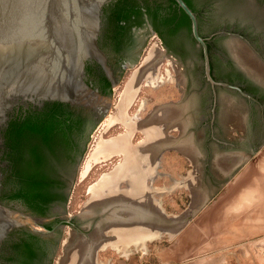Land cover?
<instances>
[{
    "label": "flooded vegetation",
    "instance_id": "af4514ba",
    "mask_svg": "<svg viewBox=\"0 0 264 264\" xmlns=\"http://www.w3.org/2000/svg\"><path fill=\"white\" fill-rule=\"evenodd\" d=\"M188 2L193 8L187 6L197 19L198 33L207 34L205 43L210 50L212 78L238 87L243 94L224 86L212 87L205 79L201 46L194 40L191 28L188 33L186 27L179 25L181 19L188 16L170 0H106L100 8L94 42L84 43L79 60L64 59L61 64L62 82L60 89L55 91L59 98L27 102L13 111L11 117L19 122L30 117L37 132L21 136L11 155L10 142L4 134L8 125L3 128L0 203L15 211L18 219L0 236V264H51L52 254L66 228L70 239H74L79 234L86 235L96 221V226L99 224L101 218L98 221L97 216L89 217L99 214L87 215L86 209V212L68 211L77 165L96 128L107 117L119 116L118 99L113 100L115 91L150 40L158 42L149 51L160 49L162 60L168 59L167 65L174 67L175 74L178 73L175 75L179 78L177 82L181 83L178 99L168 102L182 108L181 123L164 127L165 131L171 128L169 132L175 133L171 136L166 132V135L173 140L188 139L192 156L176 145L168 146L192 159L191 163L198 162L202 178H210L211 184L218 187L238 169L225 174L228 168L225 159L233 155L236 158L251 156L264 144V29L247 25L246 31L224 26L204 32L216 13L203 5L202 0ZM227 38L245 46L244 57L231 53L222 42ZM159 41L164 48L159 47ZM167 41L184 48L190 43L197 48L203 87L195 86L191 67L168 49ZM159 62L156 67L153 64L157 73ZM105 99H109L106 109L103 108ZM132 104L129 102L124 110L126 118L142 120L145 115L128 114ZM162 106L167 104L159 107ZM118 124L122 122L114 120L105 129H115ZM136 133L143 137L138 128L132 131L131 137ZM116 135L119 134L109 137ZM158 162L159 151L155 168ZM193 164L190 166L194 168ZM21 185L28 191L29 202L14 197Z\"/></svg>",
    "mask_w": 264,
    "mask_h": 264
},
{
    "label": "rangeland",
    "instance_id": "374dc122",
    "mask_svg": "<svg viewBox=\"0 0 264 264\" xmlns=\"http://www.w3.org/2000/svg\"><path fill=\"white\" fill-rule=\"evenodd\" d=\"M156 42L158 40L154 39L146 43L136 64L125 72L113 96L114 101L118 99L120 102L131 73L143 65L149 49ZM159 47H163L160 41ZM160 62L158 76L162 81L155 86L141 82L139 90L130 101L133 102L128 113L130 116L135 113L146 115L157 104L160 106L178 99V87L181 83L173 79L177 75L173 70L174 67L172 69L167 65L168 59H161ZM169 76L173 80L168 78ZM139 108L142 109L138 110ZM111 118L107 117L96 128L85 145L70 191L68 211L71 213L85 211L86 203L91 200L89 190L91 185L122 162L121 154L109 156L107 159L91 163L90 170L85 176H81L90 152L100 138L106 139L114 133L123 134L127 131L123 123L118 124L115 129L105 131ZM167 134L175 135L174 131H168ZM142 139V135L136 133L131 137V142L136 144ZM235 158L236 155H233L225 159V163L227 170L238 169L209 196L206 186L202 183L205 177L202 178L200 174L198 162L193 164L190 162L192 159L185 158L174 149H165L159 155L156 173L151 181L152 187L159 188L153 198L159 203V214L163 219L172 220L177 216L183 220L185 213L191 212L190 218L184 222L176 221L175 226L172 222H167L174 226L169 234L168 230L166 232L159 224L157 236L151 238L148 236L139 240L138 244L133 241L127 243L126 247L130 251L127 255L111 247L99 249L94 255L95 261L102 264H264V221L262 225L258 219L264 208V180L260 184L257 183V178L259 179L260 176L255 175L256 177L253 176L250 180L252 184L250 187H241L236 191L229 189L240 175L241 166L246 162L245 157L237 166ZM190 164H193L194 168ZM195 193L198 194L196 197ZM96 222L86 235L79 234L74 239H70L66 228L60 237L51 264H60L62 259L66 260L69 253H73L76 244L89 243ZM162 222L165 221H159ZM67 250H70L68 254H66Z\"/></svg>",
    "mask_w": 264,
    "mask_h": 264
},
{
    "label": "water",
    "instance_id": "95a60500",
    "mask_svg": "<svg viewBox=\"0 0 264 264\" xmlns=\"http://www.w3.org/2000/svg\"><path fill=\"white\" fill-rule=\"evenodd\" d=\"M105 1L0 0V146L3 144V128L7 127L12 119L13 111L18 105L59 98L55 95V91L60 89L62 82L61 64L64 59L79 60L84 43L94 42L99 24L100 8ZM174 1L188 16L191 34L197 44L201 46L205 79L212 87L214 85L224 86L243 94L238 87L216 82L212 78L205 43L208 38L202 37L198 33L195 13L187 4L183 0ZM222 3L226 5L225 10L221 7ZM202 4L210 7L211 11L216 13L211 24L203 29L204 32L224 26H235V28L246 31L247 25L264 29V1L262 0H203ZM228 34L238 38V35ZM222 42L231 53L239 58L244 57L247 53L245 46L237 40L227 38ZM185 46L184 48L167 41L168 49L191 67L192 73L195 74V86L203 87L199 77V52L190 43ZM108 105L109 99H105L103 108L106 109ZM167 105L169 104L167 103ZM170 129H167L166 132ZM165 149H172V147L160 148L159 155ZM245 157L246 162L240 168L242 171L246 166H252L264 157V146L253 152L251 156H239L237 166ZM234 169L225 171V174H229ZM262 173L264 172L248 171L242 178L251 180L253 176L257 175L260 177L256 182L260 183L264 178ZM202 183L211 196L216 186L211 184L210 178L207 177ZM241 187L250 186H239L231 190L236 191ZM199 209L200 207L197 208V211ZM82 215L84 214L82 213ZM95 216L99 221L101 215L89 217ZM16 218L18 219V216L15 211L0 203V236L9 229ZM43 231L47 234L51 233V230L48 229H43Z\"/></svg>",
    "mask_w": 264,
    "mask_h": 264
},
{
    "label": "bare ground",
    "instance_id": "6f19581e",
    "mask_svg": "<svg viewBox=\"0 0 264 264\" xmlns=\"http://www.w3.org/2000/svg\"><path fill=\"white\" fill-rule=\"evenodd\" d=\"M162 56L163 53L160 49L152 48L144 58V65L133 72L126 83L125 91L118 103L120 114L117 118H111L109 122L120 120L126 126L127 131L114 137L100 138L90 152L81 171V176H85L90 170L91 163L107 159L112 154H121L122 162L89 188L91 200L85 205L86 211H88L87 215L99 214L101 220L90 234L89 243L76 244L73 253L70 252L69 257L65 258L66 260L62 259L60 264H102L95 261L94 255H96V251L106 247H111L115 251L127 255L130 252L126 247L127 243L131 241L137 243L148 236L150 238L157 236L160 227H164L162 229L165 231L168 230L169 234L172 232L173 226L169 224L170 222L175 226L176 221L177 223L178 220L184 222L191 216V212H189L185 213L183 220L177 216L172 218L173 221L167 218L163 219L159 214V204L153 198L159 188L155 189L151 186V181L156 173L155 157L160 148L176 145L178 149L192 156V147H190L188 139L173 140L166 135L164 129V127L180 125L182 108L175 105L159 107L157 104L142 120H131L124 115L125 107L134 98L141 82L155 86L159 85V81H162L155 68V64L159 61L154 64V61ZM168 78L172 79L171 76ZM173 79L179 81L176 76ZM135 128L142 131L143 139L137 144H132L130 139ZM253 170L258 173L264 172V157L256 164L246 166L238 179L229 186V189L251 186L250 180H245L242 177L248 171ZM196 193L195 197L198 195ZM159 219L166 223H159ZM258 219L263 225L264 208ZM69 251L67 250L66 254Z\"/></svg>",
    "mask_w": 264,
    "mask_h": 264
},
{
    "label": "trees",
    "instance_id": "16d2710c",
    "mask_svg": "<svg viewBox=\"0 0 264 264\" xmlns=\"http://www.w3.org/2000/svg\"><path fill=\"white\" fill-rule=\"evenodd\" d=\"M171 3L176 6V3L174 0H170ZM186 3H188L187 5L191 6V4L188 2V0H184ZM203 1V0H202ZM189 6V7H190ZM192 7V6H191ZM222 9L225 10L226 9V5L224 3H222ZM193 8V7H192ZM169 22H172L171 20ZM168 22V24H169ZM180 26H183V27H186L187 29V32L189 33L190 31V22H189V19L185 16V18H182L180 23H179ZM212 31H215V30H212ZM172 32V31H171ZM202 35V37H205L207 36V34H200ZM210 51V50H209ZM208 51L209 55H210V52ZM212 73V72H211ZM212 75V74H211ZM215 79L216 76H214ZM31 118L30 117H25V119H23L21 122L17 121L16 118H12L9 123H8V127L7 129L5 130L4 134L5 136L7 137L8 139V142H10V150H11V155H12V152L15 148V145H16V141L18 139L21 138V136L23 135H30V133H32L33 131L34 132H37L34 128H33V124L31 123ZM19 137V138H18ZM29 188V187H28ZM30 190V189H29ZM14 197H19V198H22L24 199L25 201L29 202L28 198H29V194H28V191L26 189V187H24V185H21L20 188L17 190V192L15 193ZM56 251L53 252L52 254V258L54 256Z\"/></svg>",
    "mask_w": 264,
    "mask_h": 264
}]
</instances>
